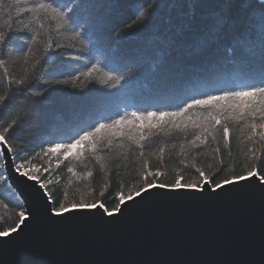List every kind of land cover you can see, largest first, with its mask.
Wrapping results in <instances>:
<instances>
[{
    "label": "trees",
    "instance_id": "16d2710c",
    "mask_svg": "<svg viewBox=\"0 0 264 264\" xmlns=\"http://www.w3.org/2000/svg\"><path fill=\"white\" fill-rule=\"evenodd\" d=\"M0 33V134L55 212L101 202L114 212L149 182L264 177V128L251 127L264 123L259 98L244 99L253 107L243 116L233 100L161 122L133 116L264 87V1L0 0ZM116 121L132 123L109 127ZM101 124L67 158L50 151ZM21 212L0 154V231Z\"/></svg>",
    "mask_w": 264,
    "mask_h": 264
},
{
    "label": "water",
    "instance_id": "95a60500",
    "mask_svg": "<svg viewBox=\"0 0 264 264\" xmlns=\"http://www.w3.org/2000/svg\"><path fill=\"white\" fill-rule=\"evenodd\" d=\"M264 1V0H260ZM7 184L22 203L0 237V264H264V182L257 174L217 191L152 188L103 210L57 216L38 180L0 143Z\"/></svg>",
    "mask_w": 264,
    "mask_h": 264
},
{
    "label": "snow or ice",
    "instance_id": "6c2138e0",
    "mask_svg": "<svg viewBox=\"0 0 264 264\" xmlns=\"http://www.w3.org/2000/svg\"><path fill=\"white\" fill-rule=\"evenodd\" d=\"M39 8L40 9H45L46 5L41 3L39 4ZM6 40V37L3 33H0V44H3ZM3 61H0V64H2ZM88 75H91V72L88 73ZM17 83H23V80L17 81ZM245 98H249L252 101H255L256 98H259V104L260 105H264V87H255L250 91H239V92H235L233 93L231 96H209L207 99H195L193 101L192 104L188 105V108L184 109L183 112H175V113H167V112H161L159 114L155 113V112H149L147 114V116H136L135 113H133V116L136 118V120H139L141 122L143 121H152V120H156L157 122H161L164 121L166 118L169 117H179L182 116L184 114V112H187L188 109L193 108V107H212V108H216L218 106H220V102L221 101H225V100H233V101H241L243 104V107H241V105L237 104L235 105V107H238L241 109L240 111V115L243 116L244 112H243V108H252L253 105L250 103H243ZM6 101V97L3 95H0V104L5 103ZM230 107L232 105H229ZM259 111V107H256L255 110L253 111V115H255V112ZM262 119H264V114H262ZM213 119L215 120L216 124H220V120L213 117ZM124 123H132V121H116L113 125L109 126L112 128H116L119 125H122ZM106 126L101 124L98 128L95 129V132H86L80 139L75 140V142L72 143H68L66 145H57L55 148L51 149L50 151L52 152H60L61 149H63L64 151V155L65 158L68 157V155H70L72 153L73 149H76L77 147H82L86 141H89L92 137H94L96 135V133L101 132L102 129H104ZM251 127L253 129H256L257 127L260 128H264V123H261L259 125L253 123L251 125ZM10 131V129H5L4 132H8ZM223 136L225 139L228 138L229 136V129L227 126L223 127ZM262 138H264V133L261 134ZM201 137L200 136H196V138L192 141L193 144L196 143L197 140H200ZM7 142V137L4 134H0V143H6ZM197 172H199V175L201 176V178L204 177V173L200 172L199 169H197ZM24 175H27V173H23ZM256 172L255 171H249L247 173V177H254L256 176ZM149 175H152V173H149ZM29 178L31 179L32 177L29 176ZM147 179V177H146ZM246 179V176H239L236 177L234 180H225L222 182H216L214 179L212 180V183L214 184V187H212L211 191H217L218 189H220L221 187H224L227 184H234V183H239L242 182ZM262 182H264V177L260 178ZM208 181L205 180V183H207ZM41 187H44V185H41ZM169 188V190L171 191H181V190H195V191H202L204 190V184H201L199 182H193V183H189V184H181L180 179H177L175 181L174 184L172 185H164V184H152V183H146L144 188H143V192H148L150 189L152 188ZM141 192L138 191L137 192V196H140ZM72 209H88V210H92V209H99V210H103L101 212V214L103 215L104 213H107L109 216H111L113 213L108 211V209L106 208L104 203H92V204H80V205H76L73 204ZM69 211L68 208H65L63 206H61L60 211L56 212L55 214L57 216H60L62 214H66ZM21 216H23V213H20ZM11 232H15L16 229H11L9 231H0V237H6L9 235V233Z\"/></svg>",
    "mask_w": 264,
    "mask_h": 264
},
{
    "label": "bare ground",
    "instance_id": "6f19581e",
    "mask_svg": "<svg viewBox=\"0 0 264 264\" xmlns=\"http://www.w3.org/2000/svg\"><path fill=\"white\" fill-rule=\"evenodd\" d=\"M92 210H96V209H92Z\"/></svg>",
    "mask_w": 264,
    "mask_h": 264
}]
</instances>
